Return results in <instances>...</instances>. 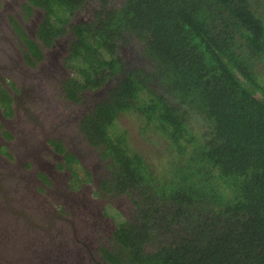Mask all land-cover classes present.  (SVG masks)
Listing matches in <instances>:
<instances>
[{"label":"trees","instance_id":"1","mask_svg":"<svg viewBox=\"0 0 264 264\" xmlns=\"http://www.w3.org/2000/svg\"><path fill=\"white\" fill-rule=\"evenodd\" d=\"M42 3L44 31H64L77 8L94 19L70 27L71 60L93 70L67 89L106 87L80 129L110 169L101 189L137 209L105 259L264 264V0ZM125 114L159 155L113 132Z\"/></svg>","mask_w":264,"mask_h":264},{"label":"flooded vegetation","instance_id":"2","mask_svg":"<svg viewBox=\"0 0 264 264\" xmlns=\"http://www.w3.org/2000/svg\"><path fill=\"white\" fill-rule=\"evenodd\" d=\"M88 6L92 7L88 4L84 6V11L88 10ZM45 7L47 6L42 0H0V264H12L13 261L9 257L17 253L30 260L31 257H37L36 251L39 248L49 253H41L42 264H48L47 260L50 264L56 261L78 264L83 255L89 253L87 243L82 242V239L80 243L76 241L78 237L81 238L83 228L78 226L75 218L71 220L53 215L50 208L38 209L37 213L35 209L30 212L31 215L24 212L33 206L34 202H44V196L37 192L42 189L47 194L64 200L73 213L85 212L82 211L84 205L76 197L74 188L64 182V175L55 170V162L63 164V156L54 153L48 142L57 140L62 143L65 151L74 154L82 165V156H86L96 147L90 145L84 137L80 122L98 101L104 98L106 89L86 87L76 90V97L68 95L66 90L71 81L74 83L77 79H82V69L87 72L93 70L86 60H78L77 57L76 60H71L72 50L75 49L73 39L76 36L70 27L84 20L94 19L89 14H81L82 9L77 8L66 22H61L63 25L58 24L60 28L64 27V31L54 34L42 29L46 21L54 22L53 18H46ZM93 10L96 9L92 7L88 11L93 15ZM78 13L81 15L76 16ZM4 76L19 87L18 95L4 84ZM51 79H58L62 95L73 103L78 101L82 97L80 94L85 91H92L95 101L87 111H78L71 118H67L68 115L60 110L57 122L48 124L51 125L50 128L48 125L39 124L36 122L37 117L53 114L52 110L47 111L52 95L47 82ZM8 101L13 105V115L8 112ZM37 103L39 106L44 104L36 110L30 107ZM73 122L77 123V134L71 133L72 128L71 131L68 130ZM101 161L107 167L106 161L102 158ZM39 171H45L49 175L51 188L45 189L42 186L38 180ZM26 192L32 193L27 203L23 194ZM12 201L21 202L22 205L14 206ZM39 207L40 203L37 205V208ZM70 238L75 242H70ZM21 240L25 241L20 244V251L16 252L13 246ZM64 241L68 244L67 247L65 243L62 245ZM75 243L80 245L82 250L75 246ZM13 264H18V261Z\"/></svg>","mask_w":264,"mask_h":264},{"label":"rangeland","instance_id":"3","mask_svg":"<svg viewBox=\"0 0 264 264\" xmlns=\"http://www.w3.org/2000/svg\"><path fill=\"white\" fill-rule=\"evenodd\" d=\"M87 9L90 11L92 7H88ZM81 14L78 13L76 16H80ZM65 38H67V36ZM76 77L79 76L76 75ZM2 79L5 81L4 84L9 87L15 95L19 94V87L11 82L7 76H4ZM57 80L58 79H51V81L47 82L49 92L52 91L47 111L51 112L52 110L53 114L45 115L44 117H37L36 122L39 124H45L47 126L49 123L52 124L57 122L56 120L60 110H63L65 114L68 115L67 118L74 117L75 113L78 111H87L91 107L93 101H95L94 96L92 95L93 92L85 91L80 94L82 97L73 103L69 99L64 98L62 95L63 91L61 90ZM66 92L68 95L70 94V96H74V94L69 89H67ZM101 97H103V95ZM8 104V112H12L11 115H13V105L10 101H8ZM38 104L39 103L30 105V107H33L34 110H36L37 107L40 108V106L44 103H42L40 106ZM53 106H56V108ZM35 112L36 111H34V113ZM136 120L137 119H134L128 114L121 116L119 118V124L116 125L117 129L113 132L118 133L125 129L128 133L131 145H135L137 149L143 151L142 153L145 154V157L152 158L158 153L160 146L150 144V142L147 141L145 137H142L141 141H139L141 136L138 134L139 129H137L138 126L136 127ZM50 126L51 125H48V128H50ZM71 128L73 131H71ZM68 130L71 131L72 134H77V123L73 122L68 127ZM6 138L8 139V137ZM48 144L54 153L63 156V164L56 161V165L54 166L55 170L57 169V173L64 175V182L67 184L69 183L71 188H74L72 189L74 190L76 197L80 199L82 205H84L82 211L85 212L83 214H78L75 212L73 213L72 210L66 206L64 200L61 198L58 199L55 195H49L45 190L42 189L40 191L37 190V192L44 196V202H42V200L41 202H34L33 206L27 208V210L24 211L25 214L31 215L30 212L34 211L35 209V213H37L38 209L50 208V211L53 215H59L63 218L71 220H74L75 218L74 221L78 224V226L83 228L81 238L78 237L76 241L80 243L83 240L82 242L89 245V253L86 254L87 256L83 255V259H81L78 264H110L105 259V255L101 249L106 248L110 252L112 251L114 241L113 232L117 225L124 220H131L134 213L137 211L133 199L126 193H116V195H114V193H106L103 191V189H101V180L103 178H111L112 176L108 171L110 169L105 167L106 165L103 163V161H101L102 157L100 156V148L91 149V154L88 153L86 156H82V166L78 158L72 153H67L63 148L62 143L59 141L50 140ZM3 155L5 156V154ZM71 178L73 179L70 180ZM38 180L42 183V186L45 189L51 188L50 177L45 171L38 172ZM35 187L37 189V186ZM23 194L25 195V202L27 203L32 197V193L26 192ZM39 203L41 207L37 208ZM12 205L21 206L22 203L12 201ZM24 241L25 240L15 242L16 245L13 247L16 252L20 251V244H22ZM72 241L75 242L73 238H70V242ZM64 243L67 247L68 244H66L65 241L62 243V245H64ZM75 246H78L79 249L82 250L80 245L76 244ZM18 255L22 257V260H25L24 262H22V260L18 261V264L30 262L27 257L21 255V253H17V256ZM13 263H15V261H13L12 264Z\"/></svg>","mask_w":264,"mask_h":264},{"label":"water","instance_id":"4","mask_svg":"<svg viewBox=\"0 0 264 264\" xmlns=\"http://www.w3.org/2000/svg\"><path fill=\"white\" fill-rule=\"evenodd\" d=\"M2 237H4V235H2ZM14 249V248H13ZM0 252H2V251H0ZM3 253H5V251L3 252ZM41 253H44L45 255H49V253L48 252H46L45 253V251H41V249L39 248L37 251H36V256L37 257H31V259L29 260L30 262H31V264H42V259H41ZM14 256H11V257H9L11 260H13V261H15V262H17V261H19L20 259H18V258H21V260H22V257H20L19 255L17 256V254H13ZM33 256V255H32ZM46 257V256H45ZM25 260L23 259L22 260V262H24ZM28 261V262H29ZM48 264H50V261L49 260H47L46 261ZM66 263V261L65 262H61V263H59L58 261H56V262H54L53 264H65ZM77 262H75V264H76Z\"/></svg>","mask_w":264,"mask_h":264}]
</instances>
